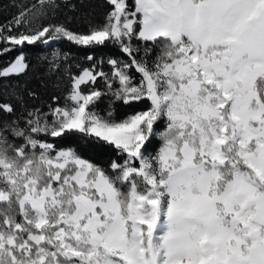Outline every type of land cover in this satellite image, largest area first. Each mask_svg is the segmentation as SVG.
Wrapping results in <instances>:
<instances>
[{
  "label": "snow or ice",
  "instance_id": "obj_1",
  "mask_svg": "<svg viewBox=\"0 0 264 264\" xmlns=\"http://www.w3.org/2000/svg\"><path fill=\"white\" fill-rule=\"evenodd\" d=\"M0 17V264H264V0Z\"/></svg>",
  "mask_w": 264,
  "mask_h": 264
},
{
  "label": "trees",
  "instance_id": "obj_2",
  "mask_svg": "<svg viewBox=\"0 0 264 264\" xmlns=\"http://www.w3.org/2000/svg\"><path fill=\"white\" fill-rule=\"evenodd\" d=\"M89 7H92L95 9V18L97 20H100L102 18L103 15V11L104 9L98 5H90ZM3 17H0V20H2ZM56 47H60L66 51L71 50V51H76L72 45L68 44L67 42H62L58 45H56ZM40 51L39 49L34 50L33 54H36V52ZM48 94H46L47 96ZM154 143L158 144V141H154ZM114 157H112V155L110 153H105L99 156L94 157V159L101 163L103 166L107 167L109 160L112 159Z\"/></svg>",
  "mask_w": 264,
  "mask_h": 264
},
{
  "label": "rangeland",
  "instance_id": "obj_3",
  "mask_svg": "<svg viewBox=\"0 0 264 264\" xmlns=\"http://www.w3.org/2000/svg\"><path fill=\"white\" fill-rule=\"evenodd\" d=\"M157 147H158V144H157Z\"/></svg>",
  "mask_w": 264,
  "mask_h": 264
}]
</instances>
